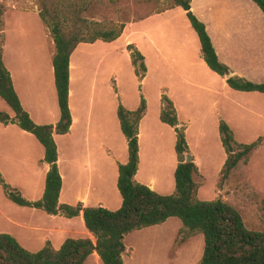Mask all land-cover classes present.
Returning a JSON list of instances; mask_svg holds the SVG:
<instances>
[{
    "label": "crops",
    "instance_id": "0c3cea01",
    "mask_svg": "<svg viewBox=\"0 0 264 264\" xmlns=\"http://www.w3.org/2000/svg\"><path fill=\"white\" fill-rule=\"evenodd\" d=\"M178 7L174 5L138 19L139 28L145 34L137 42L130 37L116 48L112 43L123 35L112 41L97 38L78 43L71 52L68 86L71 123L65 134H53L61 176L59 203L109 210H116L121 205L117 189L118 164L127 161L128 153L116 111L119 102L133 110L140 99L139 81L130 63L128 44L140 51L146 65V73L140 82L146 109L138 123L136 181L160 194H170L174 190V170L178 162L174 150L175 131L159 119L163 91L174 104L178 125L185 128L186 143L197 166L194 179L199 182L197 196L201 200L220 197V190L216 191V186L214 190V148L219 157L217 174L226 154L219 137V120L229 125L234 138L241 143L251 142L256 137L240 138L235 130H259L262 126L264 130V93L232 89L224 76L209 69L185 11L179 7V14L174 15ZM190 11L204 23L218 59L229 67L231 75L264 83V13L252 0H190ZM31 12L41 21L48 50L42 55L41 52H26L27 46L16 45L7 31L4 17L2 60L20 103L32 121L55 124L59 119L52 66L55 47L38 12ZM118 52L124 53L131 65L125 77L117 68ZM29 54L32 58L27 57ZM0 99L3 101L0 100V110L13 116L10 107ZM12 134L24 138L19 145L18 164L13 162V152L5 140L6 135ZM43 155V146L31 133L15 123L0 122V172L13 187L18 184L10 179L6 166H11L14 174L20 177L29 175V180H20L21 184L27 183L23 185L25 190L19 186V192L29 201L38 200L44 191L49 165L42 161ZM208 170L213 180L211 194L204 186ZM8 201L13 203L5 195L0 200V232L11 234L29 251H37L46 241L57 249L68 237H88L95 241L84 225L81 211L76 216L65 217L21 206L24 208L19 211L30 212L28 220L20 221L7 210L12 207ZM170 222H175L174 230L178 234L181 221L177 222L173 216L161 224L127 233L123 239L122 258L131 254V244L127 242L129 235L164 227ZM20 229L26 230L27 234L21 236ZM197 235L187 238L177 249ZM202 250L191 264L198 262ZM83 264L102 262L96 251H92Z\"/></svg>",
    "mask_w": 264,
    "mask_h": 264
},
{
    "label": "trees",
    "instance_id": "16d2710c",
    "mask_svg": "<svg viewBox=\"0 0 264 264\" xmlns=\"http://www.w3.org/2000/svg\"><path fill=\"white\" fill-rule=\"evenodd\" d=\"M252 1L264 13V0ZM172 2L185 11L197 35L200 52L208 68L221 76L230 73L229 67L218 59L204 23L190 11V0ZM77 8L73 4L69 12L73 15L70 25L66 18H60L57 14L46 19L43 13H38L48 28L55 47L52 66L59 107V119L55 124H36L23 109L12 85L10 73L3 63L2 45L0 46V98L13 112V116H10L0 110V122L15 123L20 129L31 133L44 148L42 161L49 165L44 191L38 200L25 199L17 188L5 181L1 172L0 185L5 196L20 206L39 208L48 214L65 217L76 216L81 211L84 225L95 241L88 237H68L57 249L46 241L37 251H29L11 234L0 232V264H83L92 251H96L102 264H124V236L133 230L161 224L172 216L181 221L176 244H181L193 235L202 234L203 250L196 264H264V228H248L239 210L220 197L212 200L198 198L199 182L194 179L197 166L193 160L184 161L185 154L190 153L185 128L178 125L174 104L164 91L160 95L159 119L175 131L174 150L178 162L174 170V190L170 194H160L134 178L139 161L138 123L146 109L140 85L146 73V65L144 56L133 44H128L126 48L139 81V104L135 109L128 110L119 102L116 111L128 153L127 161L118 164L117 189L121 195V205L116 210H109L104 207H82L80 204L58 202L61 176L57 167V149L53 134H65L71 123L68 106L70 54L80 42H90L97 38L112 41L120 36L123 28H110L86 37L80 24L75 21L82 9ZM225 81L235 90L264 93V83L234 75ZM218 131L226 154L216 182V186L220 188L239 163L248 162L252 153L264 142V137L258 136L248 143L238 142L229 125L222 119L219 120Z\"/></svg>",
    "mask_w": 264,
    "mask_h": 264
},
{
    "label": "rangeland",
    "instance_id": "374dc122",
    "mask_svg": "<svg viewBox=\"0 0 264 264\" xmlns=\"http://www.w3.org/2000/svg\"><path fill=\"white\" fill-rule=\"evenodd\" d=\"M73 4H76L78 8H82L78 13L80 18L77 17L78 19H75V21L80 24L86 37L94 35L95 32L110 28L118 30L123 27L120 34L123 35L121 39L112 43V46L116 48L130 37L136 42L143 39L145 31L139 28L141 23L137 21L138 19L149 13L174 7L172 0H0V46L3 42V18L5 17L7 31L10 32L11 39L16 45L27 46L29 49L26 52L31 51L37 54L41 52L44 55L48 50L46 37L41 29L39 17H36L31 11L43 13L46 19L57 14L60 18H66L70 25L73 21V15H70L69 12ZM179 10H181L179 7L175 9L174 15H178ZM5 12L6 14H4ZM131 22H134L133 26H130ZM107 45L109 47L110 44ZM31 56V54L27 55V57L32 58ZM117 68L120 69L124 77L128 73V69H131L129 60L124 53L118 52L117 54ZM5 108L10 111L7 106ZM235 133L240 138L251 135L256 138L258 136L264 137L263 126L259 130H235ZM5 137L14 155L13 162L18 164L21 155L19 145L23 143L24 138L19 134L6 135ZM218 160V152L214 148V190L217 175L219 176L216 172ZM6 168L10 173V179L18 184L15 187L21 192L19 186L24 189L23 185H27V183H20V180H24L21 178L29 180L30 176L20 177L19 174H14L11 166H6ZM212 185V173L208 170L204 186L209 194H211ZM217 190H220V198L231 203L239 210L243 222L248 228L254 230L264 228V142L252 153L246 164L239 163L233 169L229 178L220 188L216 186ZM4 195L0 185V200ZM9 203L12 207H8L7 210L12 212L18 220L25 221L29 219L30 211H19L24 207ZM3 208L6 209V206H3ZM174 219L180 222L177 217H174ZM174 227L175 222H170L164 227H156L129 235L127 242L131 244V254L124 255L123 263L191 264L194 262L199 257V251L203 248L202 235L198 234L177 249L178 244L175 242L178 234H176ZM20 230L21 236L27 234L26 230Z\"/></svg>",
    "mask_w": 264,
    "mask_h": 264
},
{
    "label": "water",
    "instance_id": "95a60500",
    "mask_svg": "<svg viewBox=\"0 0 264 264\" xmlns=\"http://www.w3.org/2000/svg\"><path fill=\"white\" fill-rule=\"evenodd\" d=\"M230 76H231V74L228 73V74L224 75V78L226 79V78H228V77H230ZM184 161H185V162L192 161V156H191L190 153H186V154H185Z\"/></svg>",
    "mask_w": 264,
    "mask_h": 264
}]
</instances>
